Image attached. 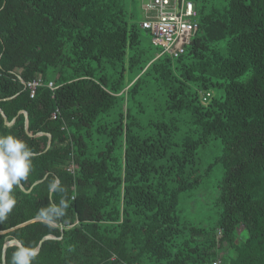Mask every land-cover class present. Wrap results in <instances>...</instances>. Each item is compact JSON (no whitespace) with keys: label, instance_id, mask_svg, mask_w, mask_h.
I'll use <instances>...</instances> for the list:
<instances>
[{"label":"trees","instance_id":"1","mask_svg":"<svg viewBox=\"0 0 264 264\" xmlns=\"http://www.w3.org/2000/svg\"><path fill=\"white\" fill-rule=\"evenodd\" d=\"M136 1L0 0V135L33 153L0 264L49 235L32 264H264V0L192 1L177 56Z\"/></svg>","mask_w":264,"mask_h":264},{"label":"clouds","instance_id":"2","mask_svg":"<svg viewBox=\"0 0 264 264\" xmlns=\"http://www.w3.org/2000/svg\"><path fill=\"white\" fill-rule=\"evenodd\" d=\"M33 153L25 141L12 134L0 135V222H3L13 210L17 201L12 195L14 186L28 178L32 170ZM49 193L65 191L58 178L48 185ZM69 205L64 198L59 205L53 204L40 208L36 218L51 224L55 219L66 215ZM37 256L33 247L20 245L11 257V264H32Z\"/></svg>","mask_w":264,"mask_h":264},{"label":"built area","instance_id":"3","mask_svg":"<svg viewBox=\"0 0 264 264\" xmlns=\"http://www.w3.org/2000/svg\"><path fill=\"white\" fill-rule=\"evenodd\" d=\"M142 9L144 14L140 26L150 34L152 43L161 48V53L177 56L183 52L197 31L194 3L190 0H146ZM40 84V78L26 83L31 97ZM47 86L52 89V82L48 81ZM55 116L52 112L51 117ZM212 264H220L219 259Z\"/></svg>","mask_w":264,"mask_h":264},{"label":"rangeland","instance_id":"4","mask_svg":"<svg viewBox=\"0 0 264 264\" xmlns=\"http://www.w3.org/2000/svg\"><path fill=\"white\" fill-rule=\"evenodd\" d=\"M194 1V0H191ZM136 5H138V11L135 13V18L142 19L143 18V9H142V3L141 0L136 1ZM141 23V22H140ZM140 39L141 43L144 47H147L151 53L158 54L160 52V49L158 46H155L152 43L151 36L149 33H147L144 29L141 28L140 30Z\"/></svg>","mask_w":264,"mask_h":264},{"label":"water","instance_id":"5","mask_svg":"<svg viewBox=\"0 0 264 264\" xmlns=\"http://www.w3.org/2000/svg\"><path fill=\"white\" fill-rule=\"evenodd\" d=\"M145 2H146V0H142V3H145ZM23 113H24V116H25V120H24L25 128H27V114H26L25 111H23ZM2 115H3V118H4V122H5L6 124H8V125L11 124L12 121H7V120L5 119L4 114H2ZM47 135H48V143H47L46 149L49 147L50 142H51L50 134L48 133ZM36 182H38V181H35L34 183H36ZM34 183H33V184H34ZM31 186H32V185H31ZM31 186H30L29 188H27V189H24V190H25L26 192H28V191L31 189ZM21 188H22V186H21ZM22 189H23V188H22ZM47 237H51V236L49 235V236H45V237H43V238L39 241V243H38V245H37V247H36V251H38L41 241H42L44 238H47ZM9 244H16V245H18V246L21 245V243H20L18 240H16V239H11V240L6 241V242L4 243V247L7 246V245H9ZM3 263H4V257H3Z\"/></svg>","mask_w":264,"mask_h":264}]
</instances>
